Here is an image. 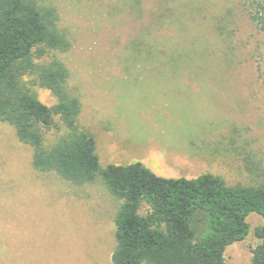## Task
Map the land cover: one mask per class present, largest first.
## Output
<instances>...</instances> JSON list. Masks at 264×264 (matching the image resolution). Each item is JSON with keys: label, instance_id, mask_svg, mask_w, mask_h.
<instances>
[{"label": "rangeland", "instance_id": "rangeland-1", "mask_svg": "<svg viewBox=\"0 0 264 264\" xmlns=\"http://www.w3.org/2000/svg\"><path fill=\"white\" fill-rule=\"evenodd\" d=\"M42 1L70 42L45 60L67 68L66 90L81 103L77 128L95 138L101 167L140 162L167 178L264 181V31L250 18L254 0ZM68 133L64 124L45 129V145ZM33 157L0 119V264H113L122 199L100 179L41 171ZM249 221L226 263L251 262L263 218Z\"/></svg>", "mask_w": 264, "mask_h": 264}, {"label": "trees", "instance_id": "trees-1", "mask_svg": "<svg viewBox=\"0 0 264 264\" xmlns=\"http://www.w3.org/2000/svg\"><path fill=\"white\" fill-rule=\"evenodd\" d=\"M249 10L264 31V0L250 2ZM57 18L42 0H0V119L33 146L35 168L78 184L100 179L122 199L113 264H228L226 250L247 238L252 214L263 223L254 228L260 242L249 264H264V181L232 186L213 173L167 178L140 162L101 167L95 138L77 128L81 103L66 90L67 68L45 60L70 45ZM36 84L56 98L52 106L33 91ZM61 124L70 133L46 146L44 130Z\"/></svg>", "mask_w": 264, "mask_h": 264}, {"label": "crops", "instance_id": "crops-1", "mask_svg": "<svg viewBox=\"0 0 264 264\" xmlns=\"http://www.w3.org/2000/svg\"><path fill=\"white\" fill-rule=\"evenodd\" d=\"M185 163H187V165L189 166L188 169H190V167L192 166V164L190 163V157L188 156V158L185 160ZM175 175V174H173ZM179 177V176H178ZM182 177V176H181Z\"/></svg>", "mask_w": 264, "mask_h": 264}]
</instances>
